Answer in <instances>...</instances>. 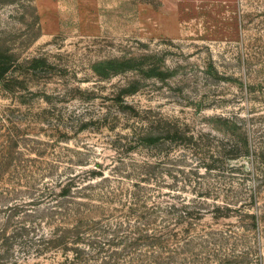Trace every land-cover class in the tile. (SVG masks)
<instances>
[{"label": "rangeland", "instance_id": "rangeland-1", "mask_svg": "<svg viewBox=\"0 0 264 264\" xmlns=\"http://www.w3.org/2000/svg\"><path fill=\"white\" fill-rule=\"evenodd\" d=\"M0 47L16 59L0 80V264L63 260L60 249L41 250L45 191L95 163L115 175L113 161L129 157L112 146L137 121L119 112L118 94L197 138L160 147L182 158L174 172L190 176L203 154L245 138L228 160L242 169L196 170L210 185L151 182L155 200L177 205L174 217L205 208L167 225L172 264H264V0H0ZM134 151L138 161L155 155Z\"/></svg>", "mask_w": 264, "mask_h": 264}, {"label": "trees", "instance_id": "trees-1", "mask_svg": "<svg viewBox=\"0 0 264 264\" xmlns=\"http://www.w3.org/2000/svg\"><path fill=\"white\" fill-rule=\"evenodd\" d=\"M15 62V55L0 47V80ZM32 62L37 67L44 65V61ZM148 71L152 75L160 70L151 65ZM137 82H131L128 86L136 90ZM114 102L119 105L120 113L137 119L129 125L128 133L118 135L112 145L129 157H118L113 161L110 169L116 171L115 175L105 174L100 163H95L94 169L80 171L85 172L81 175L70 173L64 182L59 180L56 183L55 189L47 188L43 198L46 200L43 210L46 234L41 250L60 249L63 260L58 264H172L174 257L171 256L173 251L169 248V240L176 234L167 225L172 220L178 224L185 222L186 218L192 216L199 219L205 208L174 217L177 205L171 203L163 206L159 200H155L151 182L158 183L161 176H170L176 183L182 181L186 186L197 184L201 188L210 185L193 179L192 176L198 174L196 170L202 166L208 173L220 172L222 166L232 171L236 167L228 165V160H235L247 147L245 138L238 136L229 151L219 149L208 158L203 154V165L194 166L190 176H186L184 171L174 172L172 169L180 170L176 162H181L182 158L171 153H160V147L197 145L194 134L175 119L142 115L128 105L121 94L114 97ZM133 150L153 151L155 155L152 159L138 161L130 157ZM216 161L221 162L219 167H216ZM77 166L86 167L87 164ZM161 167L168 168L165 175H162ZM180 176L183 180H179ZM124 180L130 183L126 185ZM204 194L207 195L208 190ZM214 209V214H219L222 208L216 206ZM224 209L228 210V207ZM160 221H163V226H159ZM183 233H188L187 228ZM190 244L184 241V248ZM199 246L208 249L203 240ZM182 260V264H188L186 257Z\"/></svg>", "mask_w": 264, "mask_h": 264}]
</instances>
